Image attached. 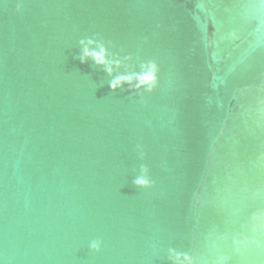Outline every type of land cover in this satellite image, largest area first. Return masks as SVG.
Instances as JSON below:
<instances>
[{
	"label": "water",
	"instance_id": "water-1",
	"mask_svg": "<svg viewBox=\"0 0 264 264\" xmlns=\"http://www.w3.org/2000/svg\"><path fill=\"white\" fill-rule=\"evenodd\" d=\"M0 264H264V0H0Z\"/></svg>",
	"mask_w": 264,
	"mask_h": 264
},
{
	"label": "clouds",
	"instance_id": "clouds-1",
	"mask_svg": "<svg viewBox=\"0 0 264 264\" xmlns=\"http://www.w3.org/2000/svg\"><path fill=\"white\" fill-rule=\"evenodd\" d=\"M86 52H87V50H86ZM98 59L102 60V57L98 56ZM109 71H111V69H109ZM149 79H151V77H149ZM114 86H115V84H114Z\"/></svg>",
	"mask_w": 264,
	"mask_h": 264
}]
</instances>
